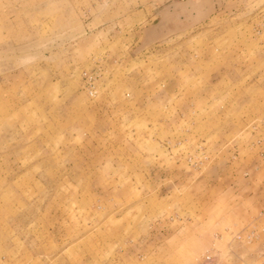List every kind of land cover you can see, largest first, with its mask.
Instances as JSON below:
<instances>
[{
	"label": "rangeland",
	"instance_id": "obj_1",
	"mask_svg": "<svg viewBox=\"0 0 264 264\" xmlns=\"http://www.w3.org/2000/svg\"><path fill=\"white\" fill-rule=\"evenodd\" d=\"M0 264H264V0H0Z\"/></svg>",
	"mask_w": 264,
	"mask_h": 264
}]
</instances>
